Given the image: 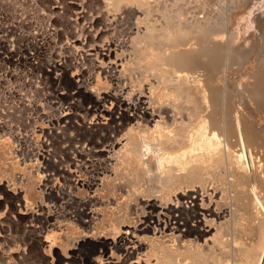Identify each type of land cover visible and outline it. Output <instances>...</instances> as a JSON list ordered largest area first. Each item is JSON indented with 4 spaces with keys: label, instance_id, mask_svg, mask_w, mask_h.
<instances>
[{
    "label": "bare ground",
    "instance_id": "1",
    "mask_svg": "<svg viewBox=\"0 0 264 264\" xmlns=\"http://www.w3.org/2000/svg\"><path fill=\"white\" fill-rule=\"evenodd\" d=\"M106 1L109 6L116 5L111 17L115 21L129 11L124 6L126 0ZM82 9L73 13L76 18L86 19ZM94 26L93 19L82 23L79 31L68 34L62 44L67 53L71 50L72 56L80 60L70 73L71 82L68 57L53 58L50 69L46 67L48 74L43 69L52 85L61 84L67 92L60 91L62 101L52 105L41 97L37 107L38 142L28 147L32 152L18 160L11 137L0 136V184L6 177L12 185L8 190H24L30 209L22 213L33 212L31 219L36 235L43 241L44 254L50 257L58 253L64 264L73 263L77 254L84 256L81 264H185L179 255L201 254L211 257L208 264H264V65L248 67L251 81H244L240 89L228 88L222 84L224 64L240 60L243 54L234 49L225 52L211 37L202 41L199 51L187 49L198 46L195 38L184 46L177 41L171 43L163 55L157 51V58L150 48L149 55L157 60L151 56L153 62L150 57L149 63L158 70L146 66L149 63L145 58L143 67L153 71L150 79L148 75V80L143 79L146 74L141 69L143 77L139 75L144 81L131 75L127 80V61L120 52L132 45L134 36H130V41L114 40L113 36H104L100 27L101 32L91 36L88 33ZM67 30L69 33V25ZM130 61L126 64L129 67ZM194 68H203L205 73L193 72ZM190 74L193 78L189 81ZM69 83L74 90L71 95L85 99L82 111L89 118L91 131L109 129L115 137L106 132L100 142L95 139L99 135L90 136L89 143L100 163L89 164L77 150V156L69 159L68 168L59 171L65 174L61 180L49 173L52 169L48 172L41 165L47 164L50 144L46 136L52 141L58 138V133L49 129L54 121L49 119L48 109L61 108L63 101L69 106ZM234 97L245 105V111L234 106ZM255 108L261 114H254ZM47 118L50 125L45 122ZM65 119L64 114L58 121ZM119 121L129 122L122 133ZM27 142L29 145L31 140ZM223 171L230 175L226 179L233 190L234 207L228 206L227 196H223V189L228 186L220 177ZM224 227L243 234L251 232L250 236L255 233L256 240H261L256 256L247 247L239 254L237 238L232 239L231 247L229 234H222ZM245 242L239 244L240 248ZM188 256H184L186 264H192L193 259L190 262Z\"/></svg>",
    "mask_w": 264,
    "mask_h": 264
},
{
    "label": "rangeland",
    "instance_id": "2",
    "mask_svg": "<svg viewBox=\"0 0 264 264\" xmlns=\"http://www.w3.org/2000/svg\"><path fill=\"white\" fill-rule=\"evenodd\" d=\"M127 1L128 0L124 1V6H125V9H128L129 11H127V13L125 12L121 18H118L115 21V19L113 20V18H111L113 16V11L115 10V7H113L114 4L110 3V4H113V5H110L111 6L110 7L108 5L109 2L106 0H0V33H2L4 35L3 37L8 40V45H7V47H5V49L7 50V49L13 47V50L18 51L19 54L25 53V55L28 56V53L26 54L27 50L24 51V49H23L22 42H24V44L26 46H28L29 50H32V47H35L37 57H38L37 67H38V71H39L40 76H41L40 77L41 83H39V85H38V96H39L38 100L39 101H40V99H42L41 97H43L44 101L48 105H52V104H55L57 102L62 101L61 99H63V98L61 97L60 93L61 92H67V89H64L62 86H60L61 84L59 85L60 87L58 85H52L49 75H44V70L48 74L47 70L50 69V63L54 59H57V57L58 58L68 57L67 59H69L72 62L71 63L69 61V82H71L70 73L71 72L73 73V71H75L76 65L80 64L77 61H80V60L76 56H72L73 54H72L71 50H68V53H69V55H68L67 50L65 51V49L62 48L63 47L62 44L65 42V38L67 37L68 34H71L73 32H74V34L77 33L79 31V28H80L79 26L82 23L85 24L88 21L90 22L92 19L94 20L95 26L93 27L94 29H91L90 32L88 33L91 36H94V35L97 36L98 33L101 32V29L103 30L102 33L104 36H108V35L110 37L113 36L114 40L115 39L116 40H121V39L126 40L127 39V41H130L129 40L130 36H134L132 38L134 40L133 43H131L132 45L127 46L126 48L123 47L121 52H120V50H118L122 54V56L124 57L123 59H125V61L128 62V61L133 59L132 62L131 61L129 62V65H131V67L127 66L128 65L127 62L125 63L127 70L125 68L124 70L126 72L124 70L123 71H124L125 75L127 76V78L129 75H131L132 77L137 76L142 81H144L145 78H146V80H148L147 77L149 75H151L153 71H156V69L158 70V68H156L154 70V68L151 67L152 62H153V58H155L158 54L157 51H159L161 53V55H163L164 49H166V47H167V49H169V46L171 43L176 44L175 42L177 41V43L179 45L184 46L185 44L187 45V43H185V42H188L190 40H192L190 42H194L195 38L198 39V40H196V43H195V44H198V46H196V45H192L190 47L187 46L186 47L187 49L189 48V50L199 51L200 48L202 47L201 46L202 41L204 43L206 38L210 39V37H211L210 40L214 39V40H212L213 42H216V41L219 42L220 45L223 47L225 52L227 50L234 49V50H237L243 54L242 56H240V60H238L239 63H238V61H236L237 63L231 61V64H230V61H229V62L225 63L226 65L224 64L223 68L225 69V71H224L223 77H222V84H224V86H227L228 88H230V87L238 88V86H240L239 87V89H240L242 86V83L244 81L245 82H247L249 80L251 81V79L248 76V67L250 68L252 66H254V67L257 66V67L261 68L264 65V0H150L151 2L149 0L148 1L144 0L145 3L143 2V0H140V1H142V3L138 2L139 0H137L138 4H137V2L132 1V0L131 1L133 4L130 2H127ZM146 2L151 4V5L147 4ZM140 3H141V5H140ZM142 4H147L148 6L146 5L147 6L146 7L144 5V7H142L143 6ZM138 5H140V8H141L140 10H138V8H139ZM114 6H116V5H114ZM81 7L83 8L82 12L85 15L86 19H84L83 17L82 18H76V16H77V15H75L76 10L80 9ZM107 7H108V9H107ZM148 7H150V8H148ZM147 8L150 9V11ZM142 9H143V11H142ZM83 10H85V11H83ZM131 11H135V12H131ZM142 12L144 14L143 16H142ZM188 12H190V13H188ZM73 13H75V14H73ZM110 13L112 15H110ZM54 14L57 15L58 17L61 16L62 18L60 17L58 20V18H56L57 16H55ZM131 14H132V16H130ZM134 15L135 16L137 15L140 18H138L137 16L135 17ZM145 15L147 17H144ZM74 16H75L76 20H75ZM63 17L65 19H63ZM73 19L75 20V22ZM102 19H104V20H102ZM136 19H138V20L141 19L142 21L139 20V22H138V20H136ZM185 19H186V21H185ZM55 20H56V22H55ZM70 20H71V22H70ZM85 20H87V21L85 22ZM98 21L102 22V23H99ZM136 21H137V23H136ZM65 22H66V26H65ZM149 22H151V23H149ZM68 25H69V33L67 30ZM145 25H146V27H145ZM76 26H78V27H76ZM104 26L105 27L107 26L106 29ZM152 26H153V28H152ZM74 27L77 30H75ZM154 27H155V29H154ZM148 28H149V31H150V29H152V31H150V34L148 31ZM190 29H192L193 31L191 32ZM203 29H204V31H201ZM96 30H98V32H96ZM146 30H147V32H146ZM206 30H207V32H206ZM208 30H210V31H208ZM131 31H133V32H131ZM137 31H138V33H136ZM145 32H146V34H145ZM194 32H197V33H194ZM191 33H192V35H190ZM151 34H153V35H151ZM216 34L219 37L222 35H224V36L219 38ZM207 35H208V37H207ZM212 35H213V37H212ZM58 36H60V37H58ZM140 36H141V38H140ZM216 36L218 39L216 38ZM135 37L137 40L135 39ZM146 37H147V39H146ZM202 37H205V38L202 39ZM57 40H58V42L60 41L61 43L59 42L60 43L59 44L57 42ZM152 43H154V44H152ZM54 44H56V45L54 46ZM222 44H224V45H222ZM141 45H142V47H141ZM149 45H151V46H149ZM138 46H139V48H138ZM150 48H151V50H154V52L149 50ZM124 51L129 52V54L124 53ZM150 51H151L152 55H154L155 57L152 55H149ZM162 51H163V54H162ZM58 52H59V55H58ZM139 55H141V56H139ZM136 56H137V58H136ZM150 57L152 60L151 59L148 60V58H150ZM145 58H147L146 61H145ZM156 58L154 60H157ZM31 59H33V58H31V57L27 58L26 57L25 62L24 61L19 62L18 65H16V67L19 68L20 72L23 71L25 68H29L30 72H28V74H30L31 78L33 80H35L37 72L32 69ZM73 59H75V60H73ZM150 60L152 61L151 64L149 63ZM144 61L149 63V64L146 65V63H144ZM132 63H133V65H132ZM143 63L146 66H148L149 68H153L152 69L153 71L152 72L149 71L151 69H148V67H146V66L143 67L144 66ZM74 65H75V69H74ZM86 66H87V64H86ZM134 67H136L137 69L136 68L133 69ZM145 71H147V72H145ZM194 71H197L198 73H202V74L205 73L203 68H194L193 72ZM200 71H202V72H200ZM142 72L144 73V75L146 74L144 77L142 75ZM227 73H228V75H227ZM139 74L142 75L144 80L141 79L142 77H140L141 75H139ZM224 74H225V77H224ZM52 75L54 76V73ZM190 75H189V81H190V79L192 80V78H193V75H191V76ZM44 78H48V81H49L50 90H48V91L45 90L44 85L42 84V82L45 81ZM148 78L150 79V76ZM19 80H20V78H19ZM127 80H129V78ZM239 82H240V84L238 85ZM69 85H70L69 86V106H68L66 101H63V103H64L63 106L65 108L62 107V109H61V108H55L53 106V107L48 109V111H49L48 115L50 116L49 119H51L52 122L53 121L54 122L50 123L51 124L50 125L48 122V118L45 119V122L46 123L48 122L47 124L50 125L49 129L51 132H53V133L57 132L58 133V138L56 139V141L55 140L52 141L51 139H49V136H46V138H48V142L50 144L49 150L47 151L48 153L46 154L47 164L41 165V166H43V168L46 167L48 169V172H49V170L52 169L49 173H51L54 176L56 175L55 177H59V179H61V180L64 178L65 174L63 172L59 173V171L63 168H64L63 169V171H64L66 169L65 167L68 168L69 164H67V163H69V159H74L75 156H77V153H76L77 150L82 152V156H84L85 161H87L89 164L90 163L93 164V162H94V164L100 163V160H99L100 158L98 157V155H96L94 153L92 144L89 143V142H91V141H89L91 139L90 136L92 137L94 134L99 135L95 139H97V141H100V142L102 141L101 138L104 136V134H105V136H107V133H109L108 135L112 134L111 136L115 137V133L110 134L109 129H98V130L96 129L93 132L91 131L90 124L88 121L89 118H88V116L83 114V111H82V105L85 104V101H84L85 99L83 97L81 98L79 96H76V97L72 96L71 94L73 93L74 90L71 87V83H69ZM145 85H147V84H145ZM215 86H217V84H215ZM213 88H214V84H213L212 89ZM61 89H63V90H61ZM233 91L235 93V90H233ZM87 96L92 98L93 94L87 93ZM52 98H55V99H52ZM233 102H234L235 107H240L238 110L241 109V111H242V109H243V111H245V108H244L245 105L243 103L241 104L237 100L236 97H234ZM247 102H249V101H247ZM239 103L241 104V106ZM38 104H39V102L37 103L35 111H37ZM251 104H253V103L251 102ZM71 105H73L74 107ZM74 108H75V110H74ZM79 108H81V109H79ZM254 110H253L254 114L260 113L258 109L255 108ZM63 111H64V113H63ZM37 113H38V111H37ZM64 114L66 115L67 120L65 119L64 121H58L59 116L64 115ZM81 115H83V117ZM53 124H55L56 126H54ZM122 124H123V121H119V125L122 126L121 129H123L122 131L120 130L121 131L120 133H122L124 131V129H126L128 127L129 122L126 124H123V125ZM52 130H54V131H52ZM26 139H27V141H30V139L28 137H25V140ZM25 140H24V142L28 143ZM35 142L37 143L38 141L36 140ZM53 142H55L56 145ZM90 148H92V149H90ZM72 156H73V158H72ZM66 158H68V159L66 160ZM51 167H53V168H51ZM56 167H58V169ZM223 174H225V175H223ZM221 175H223V176H221ZM221 175H220L221 179L223 178L222 182H224L226 186L228 185L227 188L224 187V189H223V191H224L223 193L226 194V195L223 194V196L225 198L227 196L226 201H225V198H224V201L227 202L228 206L234 207V204L232 203L233 199L231 198V196L233 194L232 193L233 190L229 185V180L226 179V177L229 178L230 175H227V173L226 172L224 173V171L221 172ZM4 178L6 180L0 184V264H52V263L54 264L55 262H59L61 264H64V259L60 260V254L55 253V254L51 255L50 257L46 256L44 254V251H43L44 250L43 249L44 244H42L43 241L40 239V236H37L38 235V233L36 231L37 228H36L35 223L32 220L33 219V212H30L27 214L22 213L23 211L25 212L28 209H30V201H29V204L25 202L26 199H24V194H25L24 190H20L19 187H16L15 191L8 190V189H12V185L6 177H4ZM229 187L231 188V190ZM231 199H232V201H231ZM227 200H229V201H227ZM32 203L33 202L31 201V207H32ZM27 204L29 205L28 207H27ZM229 204H231V205H229ZM25 207H26V209H25ZM32 209H34V206H33V208H31V210ZM225 228L226 227L222 228V234L224 232H226L225 234H229L228 238L231 241L230 246L232 245L231 244L232 239H234V238L235 239L237 238V240H240V242H241V240L244 239L241 242L242 244L245 242V239H246V242L242 246V248H240V246H239V244H241V243L240 242L237 243V248H238L239 254H240V251L242 252L247 247L248 250L253 255L256 256V254L259 251L258 248L260 249L259 246H261V244L259 245V242L261 243V240H258V241L256 240V235H254L255 233L254 234L252 233L253 235L250 236L251 232L250 233L248 232L249 233V235H248V233L243 234V232H240V233H238L236 231L234 232L232 227L231 228L227 227V229H226L227 231L225 230ZM212 232H214V230ZM236 234L237 235L239 234L238 235L239 237ZM247 235H248V237H247ZM90 241H92V240H90ZM250 241H252V242H250ZM247 243H248V245H247ZM249 244H251V246L253 245L254 247L253 246L251 247ZM250 248L252 250H250ZM184 256H188V255H181V256L179 255L178 256L179 258L177 256L176 257L179 260L185 259L184 261H186V262H184V263L186 264V263H188L187 262L188 260H186V257H184ZM171 258L174 259V257H171ZM178 259H176V260H178ZM187 259H189L190 262L193 261L192 264L193 263H195V264H205V263L208 264L209 262L211 263V257H209V255H205V254L204 255H202V254L201 255H195V256L189 255L187 257ZM77 261H78V263H77ZM81 261L82 262L84 261V256L77 254L74 258L73 263L71 262L69 264H81ZM74 262H76V263H74Z\"/></svg>",
    "mask_w": 264,
    "mask_h": 264
},
{
    "label": "built area",
    "instance_id": "3",
    "mask_svg": "<svg viewBox=\"0 0 264 264\" xmlns=\"http://www.w3.org/2000/svg\"><path fill=\"white\" fill-rule=\"evenodd\" d=\"M3 36L0 33V136L3 134L11 137L13 154L18 160H22L24 155L32 152L28 147L34 146L37 140L39 115L35 109L39 102L38 85L41 83V76L35 47L29 50L22 42L28 56L25 53L19 54L13 47L6 50L8 40ZM26 57L33 58L31 66L37 72L35 80L28 74L29 68L20 72L16 67L19 62H25ZM42 84L45 90H50L48 78ZM25 137L31 140L29 145L24 142Z\"/></svg>",
    "mask_w": 264,
    "mask_h": 264
}]
</instances>
